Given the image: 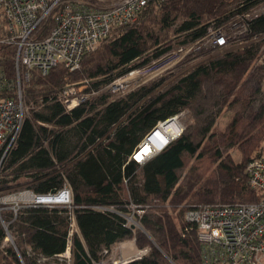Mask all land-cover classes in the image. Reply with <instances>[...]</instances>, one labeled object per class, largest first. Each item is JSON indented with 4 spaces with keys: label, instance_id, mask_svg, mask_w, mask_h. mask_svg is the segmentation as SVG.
I'll return each mask as SVG.
<instances>
[{
    "label": "trees",
    "instance_id": "trees-1",
    "mask_svg": "<svg viewBox=\"0 0 264 264\" xmlns=\"http://www.w3.org/2000/svg\"><path fill=\"white\" fill-rule=\"evenodd\" d=\"M262 1L151 2L135 22L114 27L80 68L59 63L47 75L31 71L24 89L29 110L1 164L0 196L18 186L36 191L64 179L71 202L22 206L17 214L2 210L7 229L0 218V264H48L69 247V264H98L114 244L131 238L147 253L124 264H203L197 225L186 220V212L260 198L247 167L264 149L261 44L211 57L160 90L165 78L119 98L100 93L71 110L60 95L66 84L85 80L98 91L204 38L211 26L228 29L236 15ZM53 24L54 12L41 37ZM246 25L247 39L264 35V12ZM4 32L2 21L0 35ZM15 55L14 45L0 44V64L9 78L15 75ZM225 110L233 114L220 130ZM182 112L187 115L182 133L156 155L136 161L141 142ZM133 206L144 209L134 214L135 228L128 223Z\"/></svg>",
    "mask_w": 264,
    "mask_h": 264
},
{
    "label": "built area",
    "instance_id": "built-area-1",
    "mask_svg": "<svg viewBox=\"0 0 264 264\" xmlns=\"http://www.w3.org/2000/svg\"><path fill=\"white\" fill-rule=\"evenodd\" d=\"M113 1L109 7L98 8L83 0H0V22L3 21L5 28V32L0 35V44L16 47L15 75L9 78L0 64V167L15 145L29 110L24 100V89L30 80L31 71L36 69L42 75H47L59 63L71 70L80 68L83 57L94 51L114 27L135 22L149 3L167 0ZM52 12L53 27L49 35L41 37L42 25ZM207 46L223 50V53L231 45L222 28L211 26L204 38L164 55L147 67L132 69L127 78L135 82L155 64L171 56H184ZM89 85L90 82L86 80L79 87L69 84L64 87L60 98L68 110L96 93L94 90L85 91ZM133 85L138 88L142 83L135 82ZM247 171L250 185L260 194L258 201L202 205L185 214L187 221L197 225L203 264H264V154L252 159ZM63 191L65 196L58 202H50L44 196L46 194L36 193L29 188L2 194V223L7 229V223L1 216L5 208H11L17 214L22 206L70 203L71 190L66 188ZM133 209V214L128 216V223L138 225L134 214L142 215L144 209L136 206ZM7 239L13 241L9 232ZM118 248L128 253L115 264L133 261L147 253V249L136 247L135 238L121 241ZM98 264L106 263L102 261Z\"/></svg>",
    "mask_w": 264,
    "mask_h": 264
},
{
    "label": "rangeland",
    "instance_id": "rangeland-1",
    "mask_svg": "<svg viewBox=\"0 0 264 264\" xmlns=\"http://www.w3.org/2000/svg\"><path fill=\"white\" fill-rule=\"evenodd\" d=\"M78 1H81V0H78ZM83 1H86L98 8L109 7L115 2L113 0L107 1V2H98V1H91V0H83ZM262 12H264V1H262L260 4L252 8L248 13L236 15L231 20V22L228 23L229 25L228 29L225 26H221L220 28H222V30L224 31V33L229 39V43L231 45L229 46L230 49L242 47V46L250 44L251 42L260 43L261 44V59L260 60L264 62V35L257 36L256 38L255 37L250 38V39L246 38L248 37V31L246 27L247 19L257 14H260ZM177 49H174L173 51L175 52L177 51ZM222 51L223 50L218 51V49L214 47L207 46L203 48H197L194 51L184 56L182 55L175 56V57L171 56L170 58H167L161 61L160 63L155 64L152 68L148 69L146 74H143V75L141 74L140 77L135 82L142 83V85H145V84H150L156 80H161L165 78V80H163V83L157 88V90H160L163 87L175 81L176 79L182 77L184 74L188 73L190 70L195 68L200 63L205 62L206 60L218 54H222ZM127 74L117 78L112 83H110L109 85H107L106 87L98 91L91 89V85H89V87L85 91H89V92L92 90L96 91V93L91 94L89 99L93 97H97L100 93H104V92L110 93L112 98H119V97L126 95L127 93H130L136 90L137 88H135L133 85V83L135 82L130 81L127 78L128 76ZM143 81H146V82H143ZM83 82L84 81L77 82V83H68V84L76 85L77 87H79L80 85H82ZM114 83H117V85H115ZM232 114L233 112L231 110H225L218 119L217 128L220 130L225 129L232 118ZM177 117L182 126V130H184L186 126V122H187L186 112H182ZM263 154H264V149H263ZM234 155L235 157L240 156L237 151L234 152ZM25 187L27 186L22 185V186L16 187L15 189H18V190L28 189ZM66 188L70 189L66 181L64 179H60L53 183L46 184L45 186L39 187L38 189H36L35 192L41 193V194H47V193H52L54 191L55 193H59ZM73 229L74 231L77 229L75 221L73 222ZM132 239L133 238L127 239L125 241H129ZM119 243L114 244L109 250V253H108L109 255H107V258L104 261L106 264H109L108 261H110L111 264H115V262H120L122 258L125 257V255H127L128 252L127 253L122 252L120 248H118ZM136 247H138V249H141L137 241H136ZM110 256L112 257V259H110L111 258ZM70 260H71V251H70V248H68V250L64 254L61 255L59 260L50 261V263L48 264H69Z\"/></svg>",
    "mask_w": 264,
    "mask_h": 264
},
{
    "label": "bare ground",
    "instance_id": "bare-ground-1",
    "mask_svg": "<svg viewBox=\"0 0 264 264\" xmlns=\"http://www.w3.org/2000/svg\"><path fill=\"white\" fill-rule=\"evenodd\" d=\"M181 130L182 126L177 116L175 118L160 122L159 125L154 129V135L147 141L146 145L143 146L141 151H137L138 153L136 152V158L141 160L145 154H152L153 152L159 151L161 146L175 138L181 132ZM44 196L48 197L49 195L46 194Z\"/></svg>",
    "mask_w": 264,
    "mask_h": 264
},
{
    "label": "water",
    "instance_id": "water-1",
    "mask_svg": "<svg viewBox=\"0 0 264 264\" xmlns=\"http://www.w3.org/2000/svg\"><path fill=\"white\" fill-rule=\"evenodd\" d=\"M176 116H174V117H171V118H175ZM171 118H168V119H171ZM168 119H166V120H168ZM165 120V121H166ZM182 131L183 130H181V132L175 137V138H177L181 133H182ZM154 133H155V131L153 130L147 137H146V139H144L142 142H141V144L138 146V148H137V150L134 152V155H133V158L136 160V161H138V162H144L145 160H147L148 158H151L152 156H154V155H156L157 153H159L161 150H163L172 140H174L175 138H173L172 140H170V141H168L165 145H163V146H161V149L159 150V151H157V152H153L152 154H145L144 155V157L141 159V160H138L137 158H136V155H137V153L139 152V151H141L142 150V148H143V146H145L146 145V143H147V141L154 135ZM138 151V152H137ZM137 152V153H136ZM65 196V191H63V192H60V193H55V192H52L51 194H49V196H48V200L50 201V202H58V201H60V199L62 198V197H64ZM135 224L133 223L132 225H131V227L132 228H135Z\"/></svg>",
    "mask_w": 264,
    "mask_h": 264
}]
</instances>
